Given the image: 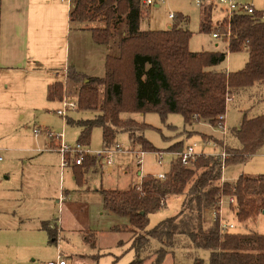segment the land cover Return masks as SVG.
<instances>
[{"label":"trees","instance_id":"1","mask_svg":"<svg viewBox=\"0 0 264 264\" xmlns=\"http://www.w3.org/2000/svg\"><path fill=\"white\" fill-rule=\"evenodd\" d=\"M213 4L201 7V30L212 32ZM142 0H73L70 20L77 22L101 21L102 27L92 28L98 44H108L114 32V23L122 17L127 20V33L120 43L118 55H108L105 75L91 77L69 68V78L81 82L77 100L80 110H92L95 115L81 119L78 143L89 146L92 131L101 127L103 148L116 144L119 132L129 134L133 148L160 152L144 136L149 124L134 118L135 113H159L166 119L171 113L181 114L185 124L208 122L215 128L225 124L220 119L228 108V98L240 89L264 84V11L234 16L228 22V50H246L249 54L245 67L237 72L216 70L213 67L226 60L228 51L193 52L189 43L193 33L181 25L183 16L165 30H141ZM63 85L55 82L48 86V99L61 97ZM233 99V98H232ZM68 123H74L68 119ZM223 144V140L210 135ZM203 138H208L202 134ZM239 147L226 145L229 156L226 167L240 164L264 145V114L245 118L235 130ZM180 148L176 149V145ZM171 150H183L176 143ZM98 162L97 155L86 154L82 164L76 165L77 179L82 168ZM222 164L212 155H200L192 164L175 161L165 178L143 176L141 185L127 190L104 189L103 203L108 211L129 219L134 235L133 246L141 251L151 239L162 243L156 260L160 264L168 248L174 247L177 235L189 238L191 246L210 251V264H264V234L257 231L221 234L219 215L210 227H205L208 210L220 209L222 196L235 197L232 209L240 222L255 219L264 211V174H241L234 182H221ZM186 195L180 212L148 229L150 214L159 211L169 195ZM43 228L52 241L57 233L48 223ZM139 261H134L137 263ZM196 259L195 264H202ZM132 263V264H134Z\"/></svg>","mask_w":264,"mask_h":264},{"label":"rangeland","instance_id":"2","mask_svg":"<svg viewBox=\"0 0 264 264\" xmlns=\"http://www.w3.org/2000/svg\"><path fill=\"white\" fill-rule=\"evenodd\" d=\"M243 1L252 3L255 8L264 11V0ZM66 3L63 1L65 8L69 7ZM219 10L218 8L212 17L213 31L205 32L201 30V7L196 4L195 0H163L149 7L143 5V14L145 15L140 26L150 30H165L177 21V19L170 18L169 14L171 12L177 16L180 14L184 18L181 25L193 33L189 43L190 50L193 52L228 51L226 60L213 68L237 72L245 67L249 54L246 50L238 52L228 50L226 42L228 36L224 34L228 29V17L226 13ZM67 15L69 16V13ZM70 25L72 30H75L79 24L77 21L70 20ZM217 30L222 33L220 39L214 38L212 35ZM74 42L73 37L70 38V51L72 50V53ZM63 62L64 60L60 62L59 60L48 61L46 63L48 66H43V70L46 69L44 74L41 71L31 72L27 75L20 73L5 74L0 77V136L11 134L15 128H18L21 133L33 137L34 127L40 126L51 129L56 134L63 133L64 140L68 144L74 145L78 141L81 128L77 125V121L93 118L95 113L92 110H80L79 108L69 111L68 117L65 118L57 113L56 110L63 107L61 101L63 97L76 99L81 85V82L76 83L70 78L66 84L62 82L63 77L56 78L53 68H58L55 66L63 64ZM57 70H62L61 66ZM55 79L61 81L63 85L62 96L57 97L58 101L48 99V86ZM262 93H264L262 87H258L256 90L246 88L237 95L234 101V96H232L233 99L228 102L225 114L226 145L240 146L235 137V130L240 128L245 116L251 119L264 114V100L260 98ZM20 114H24V117L20 118ZM133 116L150 125L144 131V136L160 152H145L141 165L137 164L136 155L129 152L119 154L116 156L113 172L107 170L102 172L100 168L96 169L95 167L98 166L96 163L94 164L95 167L82 168L81 178L75 177L72 181L79 186L86 185L84 188L87 186L90 188L104 186L109 189H125L132 183H138L134 186L139 187L144 175L157 176L160 173L168 172L171 164L178 160L177 153L171 150L173 144L182 142L183 146H187L189 143L197 142L200 148L205 147L201 134L196 135L194 133L192 138L189 137L191 133L188 134L189 136H182L186 124L181 114L171 113L166 119H163L156 112L135 113ZM67 118L73 120L74 123H68ZM197 128L218 136L223 133L221 128L214 127L216 131L206 123ZM207 136L208 138H203L204 141L211 139L209 138L210 135ZM116 143L121 144L123 149L141 151L139 146L133 148L129 134L126 132H119ZM103 145L102 129L95 127L88 147L92 151H97L102 149ZM219 149L214 145H208L205 151L213 153ZM0 154L3 157V160L0 161V167L13 166L10 182L19 180L21 161L15 160L8 152L1 151ZM161 154L163 159H160ZM56 155L60 159V154L57 153ZM56 155L50 157L47 165L58 164L54 170L57 175V171H60V163L59 161L57 163ZM70 166H74V164L71 163ZM139 170L142 171V175L138 174ZM241 174L251 176L264 174V145L246 162L227 166L223 171V177L227 180H234ZM5 176H8L7 173L0 168V200L5 198L6 194L3 192V188L9 184ZM68 177L69 174L66 172V180ZM224 178L221 182H226ZM85 195L77 196L75 202H79H76L78 205L65 207L64 212L61 213L65 231L62 233V239L59 240V243L52 241L47 230L45 232L36 230V223L33 220H5L2 217L0 219V264H42L56 260L61 253L70 257L74 264H132L136 260L139 262L134 264H152L156 260L158 251L163 246L160 241L151 239L148 247L138 251L133 246L134 235L129 219L108 211L100 204L96 205V196ZM184 199H186L185 195L172 194L168 196L166 204L159 211L150 214L148 229L155 227L168 217L177 215L182 209ZM88 203L89 205H87ZM222 214L226 220L236 225L234 232L257 231L264 234V213L245 222H240L236 212L227 206L223 208ZM75 215L78 217L75 218ZM210 216L209 220L205 218L206 228L213 224V213ZM175 242L174 247L168 248V253L160 264H195L196 259L202 260V264H210V251L204 248H194L187 236L177 235Z\"/></svg>","mask_w":264,"mask_h":264},{"label":"crops","instance_id":"3","mask_svg":"<svg viewBox=\"0 0 264 264\" xmlns=\"http://www.w3.org/2000/svg\"><path fill=\"white\" fill-rule=\"evenodd\" d=\"M67 6L69 5L67 4ZM218 8L223 11L219 6H214L212 17ZM257 11L259 10L257 9ZM67 13L70 14V6L65 8L62 0H0V77L5 74L20 73L27 75L31 72L41 71L44 74L46 69L43 70V66H48L46 63L53 60H59V62L64 60L63 64L55 67L73 68L77 72L91 77H103L105 75L106 57L118 55L120 52L121 40L126 36L128 29L126 18L122 17L114 23V32L108 44H98L93 38L91 29L102 27L103 23L101 21L78 22L79 25L75 30H72L70 16H66ZM140 29L148 30L149 28L140 26ZM72 37L75 41L73 53L72 50L70 51V38ZM58 68L53 69L57 70ZM55 82L59 81L55 79L52 83ZM258 87H262L264 92L263 83H257L250 88L256 90ZM245 89L238 90L237 94L233 95V101ZM260 98L264 100V93ZM55 100L58 101L59 99L56 98ZM17 104L19 103L17 102ZM23 117L24 114H20V118ZM13 123L15 122L13 121ZM204 123L211 125L204 121L186 124L182 136H189L188 134L191 133L189 137L192 138L194 133L196 135L206 134L219 139L225 137L224 141H226V135L223 133L218 136L197 128ZM211 127L213 126L211 125ZM225 127L227 131L226 124ZM213 129L215 128L213 127ZM202 140L204 139L202 138ZM58 144L59 139L57 138H51L45 134H34L33 137H30L21 133L18 128H15L11 134L0 136V152L10 153L15 160L21 161L22 165L20 166L19 180L13 183L10 182L13 166L0 167L7 173L8 176L5 177L9 183L3 188L6 196L0 200V219L3 217L5 220H33L36 223L35 229L44 232L46 230L42 225L48 223L50 228L57 233L56 243H59V240L62 239V233L65 231L61 218V213L64 212L65 207L78 205L79 202H75L76 197L87 194L96 196V205L100 204L104 208L102 190L109 189L104 186L100 188L87 186L84 188L86 185L79 186L72 181L76 177L74 173L78 167L76 165L62 166L61 156L58 159L56 155L59 153L57 151ZM175 147L176 149L180 148V144ZM86 148L91 150L88 146ZM128 152L136 155L137 164H140L138 162L139 151L124 148L122 151H118L116 156ZM174 152L177 153L178 151L175 150ZM53 155H56V161L60 163V171H57V175L54 170L58 164L47 165ZM115 161L116 157L108 165L104 159L98 157V166L95 167L94 164L92 166L96 169L100 168L102 172L106 170L113 172ZM71 168L73 170L70 171ZM66 172L69 174L68 180L65 178ZM138 174L142 175V171L139 170ZM237 178L234 180L224 179L235 181ZM137 184L132 183L128 188L116 190H127ZM185 197L187 196L185 195ZM211 213H213V222L214 210L207 211L206 219L209 220ZM76 217L78 216L75 215Z\"/></svg>","mask_w":264,"mask_h":264},{"label":"built area","instance_id":"4","mask_svg":"<svg viewBox=\"0 0 264 264\" xmlns=\"http://www.w3.org/2000/svg\"><path fill=\"white\" fill-rule=\"evenodd\" d=\"M62 1L67 2V4L70 6V8L73 5V0H62ZM142 1H143V5L149 7V6H152L154 4H158L159 1H163V0H142ZM195 2L199 7H203L205 4H213L214 6H219L220 8H222L224 13H226L227 17H228L227 27H228V22L234 16L242 15V14L253 15L257 11V9L255 8V6L252 3H248V2L246 3V2H243L241 0H195ZM169 16L172 19H175L177 17V15L173 12H171L169 14ZM224 34L226 35V33H224ZM212 35L214 38H217V39H220L222 37V33L219 32L218 30L214 31L212 33ZM227 36H229V33H227ZM55 76L59 79L61 77H63L62 82L64 84H66V82L69 78V69L66 67L62 70H55ZM59 82H61V81H59ZM231 100H232V98L229 97L228 101H231ZM61 101L63 102V107L58 108L56 111L60 116H62L64 118L68 117L69 111H73V110H76L78 108L77 98L76 99H74V98L69 99L67 96H64ZM220 119L225 121V115H221ZM221 129H222L223 134L226 135L227 131H226L225 124ZM33 132L36 135L45 133L46 135H48L51 138L59 139V144L57 145V151L60 153L61 164L63 167H67L71 163H73L74 165L82 164L83 156L86 154L97 155V157H99V158L101 157L102 159H104L108 163V165H110L115 160L117 152L123 150L122 145L119 143H116L113 147L105 148V149L102 148L100 150L93 152L91 150H88L86 148V146H84L78 142H76L74 145L68 144L64 140V134L63 133L56 134L51 129L43 128L40 126L34 127ZM221 140H223L224 144H219L217 141H215L213 139H209L207 141L202 140L203 144L205 145V147H203V148H200V145L197 142L190 143L187 146H185V148L183 150H180L177 152L178 161H181L184 164L190 165L194 161H196L198 156H200L202 154L203 155H212L213 157H215L216 159H219V161H221L222 172H223L224 169L226 168V165H225L226 164V158L229 156V153L227 152V150L225 148V145H226V143L224 141L225 137ZM208 145H214L215 147H219L220 149L217 152L207 153L205 151V149L207 148ZM138 154H139L138 162L140 164H142L145 151L141 150L138 152ZM2 159H3V157H2V155H0V161ZM160 159H163L162 154L160 156ZM165 174L166 173H160L157 175V177L158 178H165ZM223 178L224 177H222V180H223ZM235 202H236L235 197H233V196H230V197L222 196L220 198V200L218 201L220 209L218 210V212L216 210H214V220L219 215V222H220L219 230H220L221 234L232 233L236 230V225L233 222L226 220L222 214L223 208L225 206L232 208L231 206L234 205ZM42 264H74V263H73V260L70 259V257L64 256L61 253V254H59V256L56 260H50L48 262H43Z\"/></svg>","mask_w":264,"mask_h":264},{"label":"water","instance_id":"5","mask_svg":"<svg viewBox=\"0 0 264 264\" xmlns=\"http://www.w3.org/2000/svg\"><path fill=\"white\" fill-rule=\"evenodd\" d=\"M263 213H264V211H263Z\"/></svg>","mask_w":264,"mask_h":264}]
</instances>
